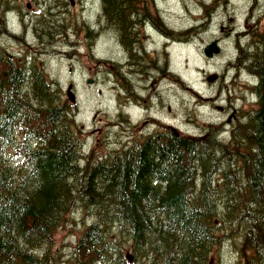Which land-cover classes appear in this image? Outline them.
Wrapping results in <instances>:
<instances>
[{"label": "trees", "instance_id": "1", "mask_svg": "<svg viewBox=\"0 0 264 264\" xmlns=\"http://www.w3.org/2000/svg\"><path fill=\"white\" fill-rule=\"evenodd\" d=\"M46 1L35 28L49 48L69 0ZM14 2L0 0V13L20 10ZM103 5L110 31L136 34L132 0ZM250 42L242 58L256 102L229 137L218 123L200 136L155 130L96 156L37 51L0 45V264H208L234 230L239 264H264V23ZM75 210L89 219L65 259L51 245Z\"/></svg>", "mask_w": 264, "mask_h": 264}, {"label": "rangeland", "instance_id": "2", "mask_svg": "<svg viewBox=\"0 0 264 264\" xmlns=\"http://www.w3.org/2000/svg\"><path fill=\"white\" fill-rule=\"evenodd\" d=\"M45 2L15 0L14 4H19L24 13L13 8L8 23L7 14L1 12L0 45L11 50L37 51L35 60L47 78L54 80L63 97L72 103L84 149L93 156L112 151L129 140V133L121 135L119 131L121 126L129 130L132 125L118 123V114L127 115V109L134 119L148 113L158 119L146 123L144 133L167 128L200 136L206 124L218 123L228 128L230 136L232 125L227 119L234 106L245 111L255 105L248 83L252 77L245 68L247 61L242 65L236 55L239 46L244 43L246 47L264 23V0L137 1L136 8L142 10L139 38L150 50L147 59L158 61L152 66H144V60L141 66H121L119 72L124 77L117 79L106 65V59L117 57V39L108 28L100 30L97 21L102 0L63 4L59 22L66 32L46 41L49 48L42 47V37L35 28L38 15L48 11ZM86 22L95 26L90 34ZM164 22L190 31L170 33ZM8 27L18 33H9ZM214 39L222 49L208 58L203 49ZM213 73L217 77L209 80ZM89 78L92 82H88ZM238 118L245 119V115ZM88 219L81 211L69 215L57 231L51 251L64 254L66 259ZM232 232L214 248L212 264L241 262L242 237L240 232Z\"/></svg>", "mask_w": 264, "mask_h": 264}, {"label": "flooded vegetation", "instance_id": "3", "mask_svg": "<svg viewBox=\"0 0 264 264\" xmlns=\"http://www.w3.org/2000/svg\"><path fill=\"white\" fill-rule=\"evenodd\" d=\"M137 1L139 0H132L133 4H137ZM135 11L138 12L140 15L142 14V10L138 9L135 7ZM102 15H104V5L102 6ZM140 17V16H139ZM147 22V21H144ZM129 25H133L134 26V30L136 31L138 24L139 26L140 23L138 22V24L135 22H128ZM108 27V25H107ZM138 31H141V27H139ZM114 32V37L115 39H117L118 45H117V59L116 62L120 65V66H126V67H132L133 65H140L142 64L143 60L145 62L144 66H152L153 63L156 64V62L158 61V58L155 59H147L148 58V53L150 52V50L144 45L142 44V41L139 38V34H135V35H129V34H121L119 31L113 30ZM244 46L245 44H241L238 48L237 51V58H238V62L241 63L242 65L245 62V59L242 58V51H244ZM159 65L161 66V62L159 63ZM138 95V94H137ZM138 97H140L138 95ZM143 109V108H142ZM234 110L231 112V114L229 115V118L227 119L228 123H235L236 120H238V108L234 106L233 108ZM127 115L118 114V123L123 124L124 122H129L130 125H132L131 129H127V126H121L120 127V131L119 134H125V133H129V140L124 143L128 144V145H133V143L136 141V139L138 138H143L144 136H147L151 133L154 132V129L152 130H148V132L144 133L143 129L146 127V123L151 124L153 121H157V118H154L151 114H147L145 117H137V118H133L130 111L127 109ZM151 120V123H150ZM136 129H139L140 132H135ZM167 130V128L165 129H160L161 132H165Z\"/></svg>", "mask_w": 264, "mask_h": 264}, {"label": "water", "instance_id": "4", "mask_svg": "<svg viewBox=\"0 0 264 264\" xmlns=\"http://www.w3.org/2000/svg\"><path fill=\"white\" fill-rule=\"evenodd\" d=\"M220 51V46L218 45L217 40H213L211 42H209L205 47H204V53L207 56H212L214 53H217ZM217 77V74H211L208 76L209 80L215 79ZM92 80L89 79V82H91ZM211 264V263H210Z\"/></svg>", "mask_w": 264, "mask_h": 264}, {"label": "bare ground", "instance_id": "5", "mask_svg": "<svg viewBox=\"0 0 264 264\" xmlns=\"http://www.w3.org/2000/svg\"><path fill=\"white\" fill-rule=\"evenodd\" d=\"M164 17H166V16H164ZM172 57V56H171Z\"/></svg>", "mask_w": 264, "mask_h": 264}]
</instances>
